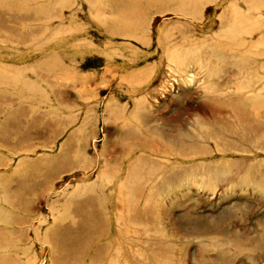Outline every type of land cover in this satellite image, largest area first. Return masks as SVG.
Returning a JSON list of instances; mask_svg holds the SVG:
<instances>
[{"label": "rangeland", "instance_id": "374dc122", "mask_svg": "<svg viewBox=\"0 0 264 264\" xmlns=\"http://www.w3.org/2000/svg\"><path fill=\"white\" fill-rule=\"evenodd\" d=\"M0 138V263L264 264V0H0Z\"/></svg>", "mask_w": 264, "mask_h": 264}, {"label": "bare ground", "instance_id": "6f19581e", "mask_svg": "<svg viewBox=\"0 0 264 264\" xmlns=\"http://www.w3.org/2000/svg\"><path fill=\"white\" fill-rule=\"evenodd\" d=\"M10 186H11V184H3V187L2 188L4 190V193L11 194V192H9ZM3 199H4V201H6V199H8L7 203H11L10 204L11 205L10 207H12V206L13 207H19L20 206L19 205V202H18V197L16 195H12L11 194V197H7V195H6V198H3ZM1 219H3L2 216H0V221H1ZM3 224H7V222L6 223H3ZM7 225H8V227L10 226L9 224H7ZM6 243H8L7 240H1L0 239V248H2L4 246V244H6ZM0 264H4V263L2 262Z\"/></svg>", "mask_w": 264, "mask_h": 264}]
</instances>
